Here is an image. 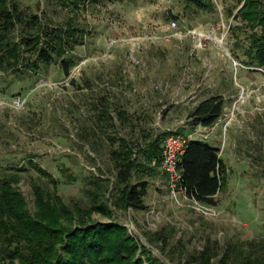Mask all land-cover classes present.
Returning <instances> with one entry per match:
<instances>
[{
	"label": "rangeland",
	"instance_id": "obj_1",
	"mask_svg": "<svg viewBox=\"0 0 264 264\" xmlns=\"http://www.w3.org/2000/svg\"><path fill=\"white\" fill-rule=\"evenodd\" d=\"M14 1L21 19L8 39L18 58L3 50L0 63V180L13 175L31 211L36 185L57 206L100 197L111 215L92 211L90 219L123 223L143 264L142 246L164 264H186L205 245L220 253L228 243L264 239V66L248 62V34L259 27L234 17L237 0H213L212 9L187 0ZM33 14L42 26L76 29L65 51L38 67L19 42ZM62 57L72 59L67 74ZM213 94L224 108L204 139L226 166L216 214L178 205L160 167L131 179L148 181L144 208L115 206L118 137L136 144L134 155L165 131L187 133L188 112Z\"/></svg>",
	"mask_w": 264,
	"mask_h": 264
},
{
	"label": "trees",
	"instance_id": "obj_2",
	"mask_svg": "<svg viewBox=\"0 0 264 264\" xmlns=\"http://www.w3.org/2000/svg\"><path fill=\"white\" fill-rule=\"evenodd\" d=\"M238 8L234 17H239L251 29L246 53L248 62L264 66V3L262 0H237ZM63 2H65L63 0ZM203 9L214 8L213 0H187ZM21 12L14 0H0V63L2 52L18 58V49L10 44L8 33ZM28 22V24H27ZM26 22L27 29L21 35L23 49L33 53L32 65L50 62L65 51V43L76 31L72 24L42 26L38 15H31ZM60 64L67 74L72 59L62 57ZM224 99L220 94L209 95L199 100L188 112L192 125H211L221 115ZM170 131V130H169ZM165 131L164 135L169 132ZM163 137H154L144 145L133 146L123 137L113 149V165L116 168L115 183L117 207H145L143 196L148 181H131L135 172L154 174L161 162ZM219 147L198 136L191 137L178 161L184 184L202 201L215 203L212 196L221 190L225 182L226 166L218 154ZM141 157V158H140ZM154 160V163L152 161ZM36 169L47 172L34 163ZM16 178L8 175L0 180V264H143L142 258L135 257L137 241L126 226L116 220L99 221L90 219L92 211L111 215V208L102 198H92L90 205L64 203L56 205L42 187H34L35 208L31 211L21 191L12 184ZM76 220L75 226L67 222ZM141 253L148 264H164L154 257L149 249L142 246ZM214 259V262L212 261ZM17 260L14 263V260ZM186 264H264V239H248L239 243H228L222 252L205 245L198 253L190 254Z\"/></svg>",
	"mask_w": 264,
	"mask_h": 264
},
{
	"label": "built area",
	"instance_id": "obj_3",
	"mask_svg": "<svg viewBox=\"0 0 264 264\" xmlns=\"http://www.w3.org/2000/svg\"><path fill=\"white\" fill-rule=\"evenodd\" d=\"M171 25L175 26L176 22L173 20ZM208 126L196 124L187 133L176 130L167 132L161 142V162L159 167L166 176L169 196L178 205H186L199 214L212 216L216 214L215 203L202 201L194 193L190 192L183 182L182 174L178 167V161L185 150L187 141L194 135L206 138L204 128ZM152 163H154V160ZM216 193L212 196L214 197Z\"/></svg>",
	"mask_w": 264,
	"mask_h": 264
}]
</instances>
